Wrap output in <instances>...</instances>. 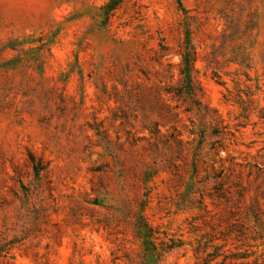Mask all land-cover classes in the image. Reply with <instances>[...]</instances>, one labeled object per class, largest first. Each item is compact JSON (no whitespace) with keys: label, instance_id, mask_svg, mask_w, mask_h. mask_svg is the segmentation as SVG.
<instances>
[{"label":"rangeland","instance_id":"1","mask_svg":"<svg viewBox=\"0 0 264 264\" xmlns=\"http://www.w3.org/2000/svg\"><path fill=\"white\" fill-rule=\"evenodd\" d=\"M107 2L0 0V264H264V0Z\"/></svg>","mask_w":264,"mask_h":264},{"label":"trees","instance_id":"2","mask_svg":"<svg viewBox=\"0 0 264 264\" xmlns=\"http://www.w3.org/2000/svg\"><path fill=\"white\" fill-rule=\"evenodd\" d=\"M124 0H108L107 4L105 5L106 15H110L111 12L115 11L119 8V6L123 3ZM192 62H193V55L191 53L186 54L184 56V67H183V74L184 80L189 89L192 88ZM32 162L35 172L39 175L40 171L43 169L40 162H35V158L32 156ZM145 236H150L151 229L145 224Z\"/></svg>","mask_w":264,"mask_h":264}]
</instances>
